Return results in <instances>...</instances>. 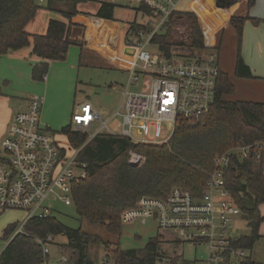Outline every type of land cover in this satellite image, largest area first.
Returning <instances> with one entry per match:
<instances>
[{
  "label": "trees",
  "instance_id": "obj_1",
  "mask_svg": "<svg viewBox=\"0 0 264 264\" xmlns=\"http://www.w3.org/2000/svg\"><path fill=\"white\" fill-rule=\"evenodd\" d=\"M71 1L73 5L83 2ZM238 1L217 0L216 3L219 7L228 9ZM38 2L0 0V56L31 45L32 54L42 60L32 68L31 76L34 81L43 80L50 62L65 60L71 45H82L79 41L72 40L71 36V29L76 27L71 23L76 14L74 7L71 11L62 9L63 12L61 6L57 10L47 6V10L62 14L67 23L51 19L45 34H28L25 27L37 11L42 9ZM254 2L255 0H246L248 10ZM100 5L95 17L112 21L116 5ZM138 9L146 14L150 13L143 6ZM248 20L254 25L264 22L245 16H233L229 25L235 30L237 39L234 77L251 80L254 77L240 55L243 25ZM171 27L183 28L185 39L173 40ZM140 29L145 28L135 23L130 25L125 38L126 45L131 44V38L136 37V32ZM152 42L165 57H170L171 53L192 57L206 48L197 16L179 10L171 15L164 32L155 35ZM234 94L235 87L229 75L219 69L216 94L209 114L196 122L179 121L167 145L132 146L126 138L106 133L95 136L79 153V160L87 164V178L72 186L71 199L76 215L90 225L99 226L108 234L120 237V216L123 211L133 207L139 198H163L174 188L200 197L213 169L212 160L215 156L223 155L239 144L264 143V105L227 99ZM59 134L67 138L71 149H79L86 141V135L75 131L72 123L61 128ZM130 150L143 154L145 162L140 166L128 164ZM257 151L260 155L258 162L254 158L243 162L234 159L226 172V188L230 198L240 209L249 228V234L236 238L233 246L248 251H252L260 239L259 226L264 221L259 212V206L264 204V150ZM16 228V224L6 226L2 238L8 241ZM22 230V234L15 235L8 242L0 257V264H42V248L37 244V239L58 236L66 239L60 248L66 254L62 257L66 258L68 264H94L88 255V249L93 245L104 247L106 262L109 264L190 263L184 259L182 252L185 242L165 231H158L159 234L150 238L143 249L122 250L119 242L111 244L81 228H68L52 215L47 218H31ZM164 242L173 243L181 250L176 255L173 253L168 256L162 250ZM240 264L254 263L248 257Z\"/></svg>",
  "mask_w": 264,
  "mask_h": 264
},
{
  "label": "built area",
  "instance_id": "obj_2",
  "mask_svg": "<svg viewBox=\"0 0 264 264\" xmlns=\"http://www.w3.org/2000/svg\"><path fill=\"white\" fill-rule=\"evenodd\" d=\"M98 4L119 5L132 3L143 6L155 21L139 25L136 37L127 45L134 50L128 71V81L121 103L115 112L104 119L90 104H83L72 116L73 129L86 135L79 149L56 139L40 124L43 98L31 95L25 110L18 111L0 144V212L20 211L24 220L8 242L23 233L25 223L34 217L52 215L55 203L71 206V190L87 178V164L79 160L83 146L95 136L106 133L126 138L132 146L166 145L179 121L196 122L206 117L216 94L219 58L215 50L206 47L192 57L159 52L153 38L164 32L171 15L182 0H80ZM152 21V22H151ZM156 23V24H155ZM151 46L156 52L147 48ZM46 80V76L43 77ZM130 85H140V91L129 92ZM119 132L110 130L115 118ZM98 127L95 128L94 125ZM264 143L244 145L212 160L200 197L174 188L163 198L141 197L135 205L122 212V226L154 223L158 231L174 234L185 245L202 249L203 253L192 264H240L248 258V251L233 246L236 240L234 218L240 209L230 198L226 188V172L234 159L240 162L260 155ZM142 155L130 150L128 164L140 165ZM37 239L42 248V264H50V239ZM66 263V258L61 257Z\"/></svg>",
  "mask_w": 264,
  "mask_h": 264
},
{
  "label": "crops",
  "instance_id": "obj_3",
  "mask_svg": "<svg viewBox=\"0 0 264 264\" xmlns=\"http://www.w3.org/2000/svg\"><path fill=\"white\" fill-rule=\"evenodd\" d=\"M38 1V3L44 2L43 0ZM184 1L185 0H182L178 4L177 10L180 12L192 13L197 16L204 35L205 46L209 49H216L218 54L220 42L215 44L217 40H214L213 33L218 31L224 32L226 27H231L229 25L231 17L245 16L251 19L264 21V14L255 17L250 16L249 10H247V7L245 8L247 5L246 0H239L228 9L219 7L216 3L217 0H194L189 6L185 5V8H182L181 4ZM80 4L84 5V7H92H87L86 10L79 11L76 6ZM100 6V4L93 2H76L74 6L76 14L71 19V23L76 27L71 29V36L72 40L79 41L82 45H71L65 60L50 62L47 74L45 75L46 80L34 81L32 79L31 72L33 66L39 64L42 60L32 54L31 45L16 52L0 56V84L6 89L4 93L1 89L2 96L0 97L1 142L6 135L15 113L25 110L28 99L35 93H37V95L41 94L40 96H42L44 101L40 115V124L43 128L50 131V127H58L61 130V128L71 123L72 116L78 111L79 107L85 103L90 104L85 100L76 104L77 96L84 93L81 89V82L79 80L82 67L91 69L109 68L128 74L130 64L134 57V50L125 44L127 31L132 23L137 25L148 23L147 17H149V14L139 10L138 7L132 3H121L113 9V20L105 21L95 17ZM62 9H64V5H61V10ZM115 10L126 11V14L129 15V19H115ZM62 11L64 12V10ZM88 16L92 18H88ZM51 19L67 23V20L62 14L55 12L52 14V12L42 8L37 11L35 17L27 24L25 31L30 35H43ZM216 22L219 24L218 31L214 30ZM250 25L253 26V28L249 27ZM240 55L244 64L249 68L254 77V79L251 80H261L264 82V70L262 68L255 70L253 66L254 62L261 63V61H263L264 22L254 25L252 21L248 20L244 23ZM113 86L114 85H110L109 88L112 89ZM138 86L140 88V85ZM91 107L99 113L95 106L91 105ZM69 118L70 122H68ZM60 136V138L56 137L58 141L61 139L60 142L62 143L68 142L65 136ZM63 137L65 140H63ZM262 205L264 204H261L259 208ZM240 214L242 215L241 212ZM262 223H264V221ZM235 231V236L237 238L242 236H238L236 228ZM261 237L260 235V238ZM196 248L198 247L194 249ZM250 252L251 251H248V257L252 260L251 255H249ZM202 253L203 251L201 250V253L196 255L193 260H187L190 262L189 264H192Z\"/></svg>",
  "mask_w": 264,
  "mask_h": 264
},
{
  "label": "rangeland",
  "instance_id": "obj_4",
  "mask_svg": "<svg viewBox=\"0 0 264 264\" xmlns=\"http://www.w3.org/2000/svg\"><path fill=\"white\" fill-rule=\"evenodd\" d=\"M44 2L39 3L41 8L47 10V6L53 10H57V7H60L64 3V9H68L71 11L75 5L71 0H43ZM194 0H185L181 6L185 8L189 6ZM92 7V6H87ZM87 7L84 5H77L76 8L79 11L86 10ZM246 8V6H245ZM244 10V9H242ZM248 10V9H247ZM49 11V10H48ZM52 12V11H50ZM126 11L115 10L114 11V18L117 20H125L129 19V15L126 14ZM53 14V12H52ZM249 14L251 17L261 16L264 14V0H255L254 5L249 9ZM261 14V15H260ZM149 20L155 21L152 17H147V22ZM152 22V21H151ZM156 22V21H155ZM251 24L250 22H248ZM156 24V23H155ZM253 28V26H249ZM219 24L216 22L214 26V30L218 31ZM170 30L171 38L173 40L181 41L185 39L184 37V29L180 27H171ZM214 40H217L215 44L220 42V50L219 54L216 49H213L217 52L219 58L220 69L223 72L229 74L231 82L235 87V94L227 99L232 102H241V101H251V102H258L264 104V82L261 80H246V79H238L234 77V63L237 56V39L235 30L231 27H226L224 32L218 31L213 33ZM151 52H156V50L149 46L147 48ZM209 50V48H208ZM75 52V51H74ZM122 53V51H121ZM102 56L101 54H99ZM255 70L258 68H262L264 70V57L261 63H253ZM128 79V74L126 72H121L119 70H113L109 68L103 69H91L82 67L81 76L79 78L81 82V89L84 93H81L76 98V104L85 100L86 102L90 103L91 105L95 106L99 114L104 118H108L115 110L118 108L122 93L125 90L126 83ZM110 85L113 86V90L109 88ZM1 89L4 93L6 90L0 84ZM129 92H138L140 88L138 85H130L128 88ZM36 96L42 97L40 95ZM33 94V95H35ZM16 114V113H15ZM202 120V119H201ZM200 121V120H199ZM70 122V118L68 120ZM67 122V123H68ZM120 119L117 117L113 121H111L109 128L111 131L118 133L119 129L117 128ZM95 128L98 127L97 124L94 125ZM50 131L56 137H61L59 135L60 128H53L50 127ZM61 141V139H59ZM63 140L64 137H63ZM169 143V142H168ZM167 143V144H168ZM1 144V141H0ZM166 144V145H167ZM153 146H160V145H153ZM140 154V153H138ZM142 155L143 161L140 165L145 162V156ZM128 161V158H127ZM140 165H133V166H140ZM261 216L264 217V205L259 208ZM52 217H54L57 221L62 223L64 226L72 229L81 228L84 232L90 233L91 235H96L100 237V239L104 242H108L111 244H115L119 242L120 248L122 250H130L136 249L140 250L143 249L145 244L150 238L156 237L159 233L156 229L154 223L149 222L148 224L142 226L136 224L134 226H122L120 237L116 235L108 234L105 230L101 227L96 225H90L85 220L80 219L76 213L74 207L71 206H64L63 204L55 203L52 206ZM24 220V213L17 212V211H7L0 213V251L5 245V238H2L3 230L7 225L16 224L17 228L20 227ZM234 226L237 229L238 236H246L249 234V228L247 227L246 220L243 214L238 215L234 218ZM259 233L262 236L257 243H255L252 251L249 253L254 264H264V223L260 226ZM66 242L65 237L58 236L52 237L50 239L49 245V263L50 264H68L63 263L61 261V257L63 254L66 256L65 253L62 252L60 246ZM173 243H163L162 250L166 252L168 256H172L173 253L176 255L181 248L175 247L172 245ZM178 248V249H177ZM200 248H192L190 245H184L182 248L183 256L186 260H193L194 257L201 253ZM88 255L94 264H109L107 263L106 259V252L104 247L101 245H93L90 246L88 249ZM160 264H168L166 262H162Z\"/></svg>",
  "mask_w": 264,
  "mask_h": 264
},
{
  "label": "water",
  "instance_id": "obj_5",
  "mask_svg": "<svg viewBox=\"0 0 264 264\" xmlns=\"http://www.w3.org/2000/svg\"><path fill=\"white\" fill-rule=\"evenodd\" d=\"M233 1H237V0H233Z\"/></svg>",
  "mask_w": 264,
  "mask_h": 264
}]
</instances>
